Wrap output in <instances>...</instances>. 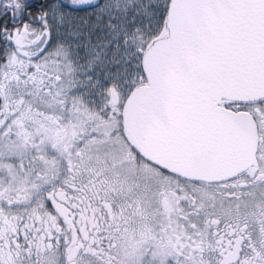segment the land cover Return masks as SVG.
<instances>
[{"label": "snow or ice", "instance_id": "1", "mask_svg": "<svg viewBox=\"0 0 264 264\" xmlns=\"http://www.w3.org/2000/svg\"><path fill=\"white\" fill-rule=\"evenodd\" d=\"M0 264H264V0H0Z\"/></svg>", "mask_w": 264, "mask_h": 264}]
</instances>
